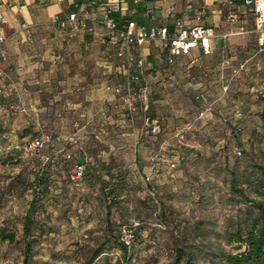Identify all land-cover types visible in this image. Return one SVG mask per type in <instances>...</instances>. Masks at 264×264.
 <instances>
[{"label": "rangeland", "instance_id": "obj_1", "mask_svg": "<svg viewBox=\"0 0 264 264\" xmlns=\"http://www.w3.org/2000/svg\"><path fill=\"white\" fill-rule=\"evenodd\" d=\"M257 34L248 44L203 57L201 66L192 62L194 57H185L188 61L175 68L163 67H187L190 73L183 82L188 84H170L162 96L148 91V99L157 100L153 108L137 113L128 108V93L113 94L103 109L95 105L92 116L98 124L84 132L82 143L63 142L59 148L54 143L43 155L23 148L27 138L40 132L32 120L1 111L0 230L15 232L17 240L0 239V264H22L24 216L35 195L34 184L42 191L37 179L42 170L49 187L36 210L28 264H85L90 250L105 238L103 183L120 188L121 204L111 214L115 231L122 221L140 222L129 264H174L171 249L178 225L203 219L206 229H226L237 210L245 209L230 187L232 167L237 161L241 169L251 161L264 165V47ZM225 55L231 62L223 60ZM252 86L261 92H253ZM152 114L161 125L157 134L146 124ZM50 123L47 130L57 127ZM99 124L103 126L96 137ZM61 149L71 151L73 160ZM237 149L243 151L239 159ZM86 156L94 166L76 185L70 174L74 163ZM149 188L167 213V229L152 225L155 204ZM248 192L255 195L250 187ZM121 258V248L113 244L96 264H120Z\"/></svg>", "mask_w": 264, "mask_h": 264}, {"label": "crops", "instance_id": "obj_2", "mask_svg": "<svg viewBox=\"0 0 264 264\" xmlns=\"http://www.w3.org/2000/svg\"><path fill=\"white\" fill-rule=\"evenodd\" d=\"M106 9L119 25L134 30L152 25L174 28L178 18L188 25L212 26L216 31L212 51L195 49L189 55L176 56L170 64L159 40L131 46L122 43L105 25L102 11ZM231 10L237 14L233 21L228 18ZM0 11L5 37L0 51L6 54V59L0 57V108L24 104L27 112L17 115L27 116L38 130L51 133L57 148L73 135L83 142L84 132L98 124L92 116L97 113L95 105L103 109L117 94L116 87L124 94L129 89L140 92L134 107L128 104V108L143 112L157 101L148 99V91L162 96L170 84L183 88L188 84L183 82L190 73L187 67H163L175 68L188 61L185 57H194L192 62L201 66L203 57L224 52L231 45L248 44L257 33L254 13L242 0L232 6L226 0H0ZM73 12L86 17L85 28L74 31L71 24L62 27L58 23ZM118 50L124 55L119 56ZM139 57L145 60L142 68L136 66ZM223 60L231 62L228 55ZM134 73L141 74L140 81L132 79ZM154 114L148 117L147 125L156 122ZM51 121L57 127L47 130ZM102 126L97 125L94 136L99 137Z\"/></svg>", "mask_w": 264, "mask_h": 264}, {"label": "trees", "instance_id": "obj_3", "mask_svg": "<svg viewBox=\"0 0 264 264\" xmlns=\"http://www.w3.org/2000/svg\"><path fill=\"white\" fill-rule=\"evenodd\" d=\"M149 132H151L150 129ZM43 153L41 154L43 155ZM71 154L72 157L67 159L68 161L73 160V153ZM242 154L243 151L241 154H238L236 151L237 159L241 158ZM76 163H86V159L82 158L76 161ZM76 163H74V166ZM89 166L93 167V162L87 166L80 179V184L84 179V175L88 172ZM72 173L73 170L70 174V179L75 184L72 179ZM242 177L245 178L247 185L242 181ZM37 179L39 183H42V191L40 192L39 189L41 188L34 184L32 190L35 192V195L30 201L24 216L23 233L25 245L23 248L24 258L22 264H28L32 255L34 243L31 236L34 224L36 223L35 214L38 205L43 204L42 200L49 187L48 175L44 170L40 171ZM229 182L232 190L242 198V204L245 209L239 208L237 213L232 217L231 223L223 231H217L215 228L213 231L206 229L203 219L196 220L192 224L187 222L184 225H178L173 235L174 241L171 249L174 255V264H264V165L251 161L250 164L241 169L239 161H237L230 171ZM249 187L255 192L254 196L249 194ZM119 189L117 185L116 187H111L110 185H106V183L101 185L106 204L105 238L103 242L90 250L85 264H96L98 256L105 250L106 246L111 247L113 244L118 245L122 250L120 264H129L131 261L136 237V226L140 222L130 223L122 221L118 226V230L115 231L111 214L113 207L121 204ZM149 197L155 204L153 212L154 222L152 225L162 230L167 229V223L169 222L167 213L165 210H161L162 205L153 188H149ZM123 225H128L133 230L134 240L131 245H127L122 240ZM212 234L214 237H212ZM0 239L15 242L17 237L15 232L1 229Z\"/></svg>", "mask_w": 264, "mask_h": 264}, {"label": "built area", "instance_id": "obj_4", "mask_svg": "<svg viewBox=\"0 0 264 264\" xmlns=\"http://www.w3.org/2000/svg\"><path fill=\"white\" fill-rule=\"evenodd\" d=\"M229 4L235 5L238 0H226ZM247 6H249L255 16V30L258 32V43L261 47H264V0H242ZM110 9L102 11L105 25L113 31L116 37L127 46L133 44H143L149 40H159L161 47L167 53V61L170 64L175 62V57L178 55H189L195 49H201L204 53H210L212 51L213 38L216 36L214 27L196 24L188 25L185 19L178 18L174 23V28H170L168 25H152L148 29L140 28L134 30L131 26L119 25L109 15ZM201 16L198 15L197 19ZM228 18L233 21L237 18V14L234 10H231L228 14ZM4 22L3 13L0 11V46L4 42L5 37L2 33V27ZM58 23L62 27H66L71 24L72 30L77 31L81 28H85L86 17L79 15L77 12H73L69 15L68 19L58 20ZM118 55H124L123 50H118ZM0 57L6 59L4 51H0ZM229 62V61H228ZM145 60L142 57L136 59L137 68L144 67ZM132 79L135 81L141 80L140 73H134ZM2 76L0 73V82ZM115 93L119 94L122 92L121 87H116ZM253 92H261L256 86H252ZM136 93L131 89L128 90L127 102L131 108L134 107L136 100ZM0 111H5L9 115H15L20 112H27V108L24 104H10L5 108H0ZM151 133L156 134L160 130L159 123H149L147 125ZM55 137L45 131L41 130L39 134L33 138L26 139L23 144V148L30 153L39 155L44 152L45 148L55 141ZM72 143H78L81 137L73 135L68 139ZM66 159L72 157L71 151L60 150ZM238 154L242 153V149L237 150ZM92 163L90 158L86 159V163H76L72 173V179L76 185L80 184V179L85 172L87 166ZM122 240L127 245H131L134 240V233L131 227L128 225L122 226Z\"/></svg>", "mask_w": 264, "mask_h": 264}]
</instances>
